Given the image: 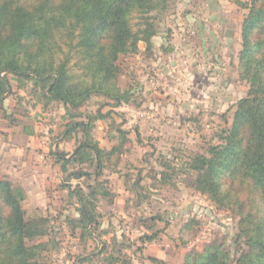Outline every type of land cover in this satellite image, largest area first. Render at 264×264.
Instances as JSON below:
<instances>
[{"label":"rangeland","instance_id":"obj_1","mask_svg":"<svg viewBox=\"0 0 264 264\" xmlns=\"http://www.w3.org/2000/svg\"><path fill=\"white\" fill-rule=\"evenodd\" d=\"M251 3L172 0L167 9L152 12L157 34L151 43L141 41L137 53L119 61L118 83L133 92L132 100L114 108L94 96L79 109L85 114L99 108L102 113L110 111L109 117L95 121L93 137L109 150L122 148L99 179L107 181L111 194L94 200L92 231L98 240L69 223L78 216L79 203L77 197L68 196V188L61 187L66 173L60 163L53 165L50 154L66 110L60 103L38 105L32 80L23 86L11 81L4 113L10 120L31 125L47 144L46 152L39 154L41 160L49 159L44 167L49 177L46 194L32 184L24 190L7 176L28 194L23 204L27 218L51 220L50 234L29 243L45 245L41 264H75L79 256L90 258L82 264H160L152 257L166 264H184L190 251L202 250L209 241L223 243L232 258L238 256L242 247L236 242L238 217L196 191L188 174L180 172L166 184L160 182V172L167 171L165 162L178 166L191 153L204 152L218 142L221 131L233 121L238 101L249 95L250 83L241 75V52L243 23ZM142 23L139 15L133 16L134 29ZM73 71L81 73L77 67ZM119 129L127 131L130 141L123 146ZM80 136L81 132L62 143L63 151H74ZM138 178L140 183L135 182ZM92 179H73L70 185L81 182L86 188ZM155 232L153 240H142ZM104 244L105 252L96 254Z\"/></svg>","mask_w":264,"mask_h":264},{"label":"trees","instance_id":"obj_2","mask_svg":"<svg viewBox=\"0 0 264 264\" xmlns=\"http://www.w3.org/2000/svg\"><path fill=\"white\" fill-rule=\"evenodd\" d=\"M171 1L0 0V105L11 93L12 80L19 86L32 80L44 107L52 103L64 106L68 120L64 132H81L69 157L66 152H53L66 173L61 187L68 188V196L77 197L79 203V214L69 223L97 240L92 231L94 200L111 194L107 181L99 179L106 164L119 158L122 148L109 150L93 137L95 121L109 117L110 111L102 113L99 108L85 114L79 109L94 96L103 97V105L114 108L132 100L133 92L118 83L120 58L137 53L141 41L151 43L157 34L151 13L167 9ZM248 8L241 75L250 83L249 95L238 101L233 121L221 131L218 142L209 144L204 152L191 153L178 166L165 162L167 171L160 172V182L166 184L173 183L180 172L188 174L196 191L207 195L219 209L236 215V242L242 247L234 259L223 243L209 241L202 250L190 251L184 264H264V0H252ZM134 15L143 19L137 29L132 24ZM75 67L81 73L74 72ZM119 133L121 146L130 142L127 131L119 129ZM90 178L93 182L86 188L81 182L70 185L72 179L86 182ZM135 182L140 183V178ZM136 195L141 198L139 192ZM25 198L21 187L13 186L7 176L0 177V264H41L45 245L29 243L50 234L51 220L48 216L27 218ZM157 233L141 238L151 241ZM106 247L104 244L96 254H103ZM89 259L79 256L75 264Z\"/></svg>","mask_w":264,"mask_h":264},{"label":"crops","instance_id":"obj_3","mask_svg":"<svg viewBox=\"0 0 264 264\" xmlns=\"http://www.w3.org/2000/svg\"><path fill=\"white\" fill-rule=\"evenodd\" d=\"M9 99L10 97H6L3 105H0V176H8L16 185L23 187V189L26 184H32L46 194L49 177L44 167L49 159L42 158L43 160H41L39 154L42 150L46 152L47 144H43L42 139L37 136L31 125L22 123L19 120H10V115L4 113L5 109H8L7 102H9ZM38 105L44 107L42 102L39 101ZM11 106L14 107V104ZM62 114V122L60 124L62 126L59 133L54 136L56 142L52 146L54 149L52 148L50 151L54 166H59V163L53 152H65L63 151L62 143H65L73 136L76 137L74 134L69 135L64 132L68 120L65 117L66 111ZM46 139L48 138L46 137ZM74 151H66V153H69L68 157ZM21 180L26 181V183L24 185L18 184V182H22ZM25 193L28 197L26 191Z\"/></svg>","mask_w":264,"mask_h":264}]
</instances>
